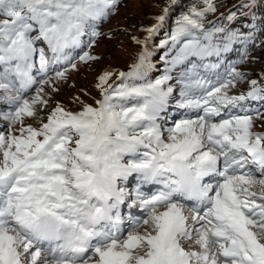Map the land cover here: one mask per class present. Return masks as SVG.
I'll return each instance as SVG.
<instances>
[{
	"label": "snow or ice",
	"instance_id": "snow-or-ice-1",
	"mask_svg": "<svg viewBox=\"0 0 264 264\" xmlns=\"http://www.w3.org/2000/svg\"><path fill=\"white\" fill-rule=\"evenodd\" d=\"M122 2L0 0V264H264V110L251 106L264 75L238 70L264 46L259 0L208 27L217 5L201 0L154 45L170 0L133 35L140 51L118 82L103 70L95 102L67 110L49 93L99 60L93 47L113 35L99 29Z\"/></svg>",
	"mask_w": 264,
	"mask_h": 264
},
{
	"label": "rangeland",
	"instance_id": "rangeland-1",
	"mask_svg": "<svg viewBox=\"0 0 264 264\" xmlns=\"http://www.w3.org/2000/svg\"><path fill=\"white\" fill-rule=\"evenodd\" d=\"M169 2L170 0H123L117 13L108 22L103 23L99 29L102 33L111 32L113 34L111 37L102 36L93 47L92 53L98 56L99 60L92 62L91 65L79 64L78 70L68 74V80L65 83L58 84L59 91L50 92L49 95L66 105L67 110L71 111L79 110L80 101L93 104L95 98L100 95L97 89L98 75L110 68L116 74L112 82H118L119 72L127 71L140 51V46L133 42V35L143 39L144 35L140 30L150 27L154 17L161 14L163 5ZM158 67L157 70L160 69ZM238 70L250 74L251 68L244 69L242 65H239ZM252 71L254 72L253 69ZM161 74L162 72L154 71L151 73V78L155 79ZM251 76L255 74L252 73L249 77ZM248 87L247 83L238 84L230 94L237 95L246 92ZM175 95L178 98V92ZM75 97H79V100H75ZM74 104L76 107H73ZM251 106L264 110V102H251ZM0 107L4 106L0 105ZM170 110L176 114V118H179V114L183 112V110L175 109L174 101L170 105ZM4 123L0 121V125ZM253 131L264 133V116L254 119ZM132 180L134 178H130L127 185L129 188ZM142 215L141 213L139 216ZM128 228L131 229V225L126 223L124 225L125 235L130 230Z\"/></svg>",
	"mask_w": 264,
	"mask_h": 264
},
{
	"label": "trees",
	"instance_id": "trees-1",
	"mask_svg": "<svg viewBox=\"0 0 264 264\" xmlns=\"http://www.w3.org/2000/svg\"><path fill=\"white\" fill-rule=\"evenodd\" d=\"M214 3L217 5V11L214 14H210L207 16V19L205 21L206 27L211 26V24L214 22H220L221 17L226 16L230 11H235L237 6L241 3V0H214ZM192 5H201V0H179V5L174 7V10L171 12L166 21L165 27L162 28L160 33L156 36L153 42L154 45H158L160 40L164 38L166 33L172 30V28L174 27L175 19L180 15V13L182 11H187V9ZM255 11L257 16L255 35L260 39H264V0H259V6ZM237 18L240 24L249 23L248 19L239 12H237ZM162 55L163 50L157 48L153 56V63L157 65L156 69L159 65L160 69L156 70L158 72H162L164 66L160 60V57ZM237 58L238 57L235 54L231 55V59ZM247 60L248 62L246 64H243L242 68H251V71L249 73L255 74V76L250 77L251 79H259L261 75H264V46L252 48ZM252 69L254 70V72L252 71Z\"/></svg>",
	"mask_w": 264,
	"mask_h": 264
}]
</instances>
